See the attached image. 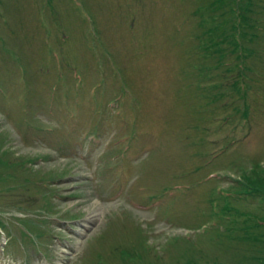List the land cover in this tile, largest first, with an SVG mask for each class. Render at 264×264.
<instances>
[{"label":"rangeland","instance_id":"rangeland-1","mask_svg":"<svg viewBox=\"0 0 264 264\" xmlns=\"http://www.w3.org/2000/svg\"><path fill=\"white\" fill-rule=\"evenodd\" d=\"M212 1L0 0V264H244L264 202L230 197L264 168V0L236 34L246 98L217 101Z\"/></svg>","mask_w":264,"mask_h":264},{"label":"trees","instance_id":"trees-1","mask_svg":"<svg viewBox=\"0 0 264 264\" xmlns=\"http://www.w3.org/2000/svg\"><path fill=\"white\" fill-rule=\"evenodd\" d=\"M227 5L225 8H221V5ZM229 7V8H228ZM206 8L211 15V20L213 21V26L204 30L202 37L204 39V48L211 51L213 55H216V67L222 71V75L218 77V81L212 86H219L216 92H220L222 87L221 79H226L228 74L237 73L234 75L231 81L232 93L236 94L238 98L245 99L243 97L246 95V91H242L239 87V78L244 76L243 67L239 66L237 60L247 57L248 55L240 52L242 49H247L240 39L236 36L238 34V26L244 25L245 28H252L255 19V6L254 2L249 0H214L211 4H206ZM230 9V11H229ZM241 16H245L244 22L240 23ZM252 22V23H251ZM226 29H225V28ZM240 36H245L247 31L240 30ZM228 45V46H227ZM247 50L246 53L248 54ZM237 59V60H236ZM236 67V69H235ZM252 68V66H251ZM232 77V76H230ZM238 78V79H237ZM225 97L222 93H215V101L219 98ZM238 110V109H237ZM242 116H246V112H243ZM258 166L259 163L257 164ZM256 166H252L249 169L245 167L248 171H243V167L240 169V174L242 179H238L240 183L239 186L234 187L237 192L245 191L248 196L254 197L264 202V168L259 169L262 171L261 177L257 174ZM243 173V174H242ZM257 209V208H256ZM261 219L264 221V210ZM246 211L243 214L246 215ZM254 225L256 227H261L260 231L255 229L257 234L250 235L249 231L243 234L242 239L245 241H250L252 239V244L254 247L246 249V255L241 256L240 260L244 264H264V222ZM253 232V231H252ZM242 264V263H241Z\"/></svg>","mask_w":264,"mask_h":264}]
</instances>
